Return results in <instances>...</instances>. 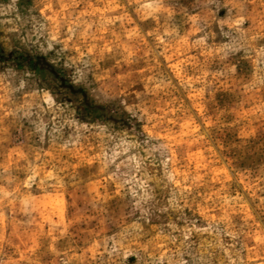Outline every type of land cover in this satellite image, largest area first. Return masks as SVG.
<instances>
[{
    "label": "rangeland",
    "instance_id": "374dc122",
    "mask_svg": "<svg viewBox=\"0 0 264 264\" xmlns=\"http://www.w3.org/2000/svg\"><path fill=\"white\" fill-rule=\"evenodd\" d=\"M0 264H264V0H0Z\"/></svg>",
    "mask_w": 264,
    "mask_h": 264
}]
</instances>
